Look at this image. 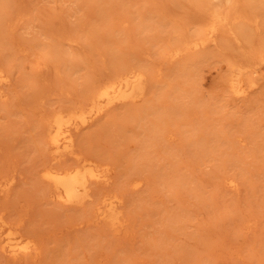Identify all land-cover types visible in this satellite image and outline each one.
Here are the masks:
<instances>
[{
	"label": "rangeland",
	"instance_id": "1",
	"mask_svg": "<svg viewBox=\"0 0 264 264\" xmlns=\"http://www.w3.org/2000/svg\"><path fill=\"white\" fill-rule=\"evenodd\" d=\"M65 1L5 0L4 3L8 6V13L4 12L0 25V67L9 70L7 73L11 78L9 85L3 87L6 97L0 100V104L4 103L0 107V183L11 180V184L10 190L4 193L6 196H1L5 200H0V210L3 209L7 221L17 223L21 233L35 238L40 250L35 259L17 263L0 254V264H213L217 261L216 264H264V80L262 86L244 102L227 97L217 84L225 58L226 61L234 59L238 44L224 37V45L220 43L205 48V51L212 48L205 57V51L200 50L203 56L196 58L195 62L191 55L198 57L199 52L192 50L195 54L192 51L187 53L191 60L186 55L184 60L175 59L180 62L175 63L173 59L168 63L157 54L163 51L170 38L171 41L175 39V23L180 25L179 28L184 27L177 22L181 17L178 15L184 10L180 6H183V0H152L153 4L149 6H141L140 0H86L88 5L85 2L83 5L87 8L80 7L77 0ZM18 7L22 9L21 13H26L22 14L23 18L16 17L14 13ZM140 13L143 15L138 17ZM15 20L19 23H14ZM38 40L51 43L55 52L51 53L53 57L47 54V58H43L45 63L41 73L44 77L40 79L34 74L38 64L33 58L38 52L35 47L40 43ZM221 45L223 48L227 46V50H222ZM232 51L234 55H230ZM55 62L59 69H56ZM133 66L143 67L145 73L151 69L158 74L154 77L155 74L147 72L151 75L148 76L149 83L150 80L152 83L161 81L158 86L154 84L155 88L150 83L153 87L150 90L155 94L151 92L153 100H150L149 91L148 100L153 103L146 102L145 107L140 105L139 108L136 105L117 107L114 113L100 116L97 118L100 121L95 119L75 135L78 155L95 161L98 159L103 166L109 164L106 167L111 169V177L114 176L109 186H94V191L117 192L123 197L125 215L129 212L126 216L130 219L128 225L114 236L112 229L93 221L87 211L89 204L69 209L56 206L48 197L45 184L37 177L41 166L49 163L43 145V120L40 119L45 117V113L58 111L57 108L65 110L72 104H79L97 82ZM165 81L175 82L171 84L176 90L163 88ZM7 94L9 99H6ZM162 99L166 103L161 102ZM170 133L176 134L172 142L166 139ZM237 133L244 134L246 145L239 142L241 134L233 138ZM232 138L237 144L231 142ZM209 148L213 152H207ZM233 149L236 151L232 152ZM72 161L65 160L58 165H71ZM221 175L226 178L234 175L233 178L242 183L238 194L232 195L224 188L225 177L220 180ZM138 177L145 179H142L140 187L142 192L132 190L128 184ZM219 182L222 185L219 186ZM174 193L179 195L174 196ZM173 197H179L180 203L173 202ZM183 205L189 207L187 211L185 208L184 211L179 210ZM162 206L170 213L163 209L167 214L164 213ZM153 212L156 213L152 215ZM130 213L134 214L130 216ZM249 215L256 219L248 220L246 227L243 223L251 218ZM166 221H169V227ZM160 223H163L162 229ZM252 229L255 230L252 232ZM161 230L170 238L168 236L167 239L168 234L162 236L163 231L159 237ZM159 240L166 244L162 245ZM171 242L175 248L170 249ZM159 245L164 248L161 247V252ZM178 249L181 253H176ZM199 250L201 252L198 253ZM68 255L71 256L68 258ZM199 255L204 257L200 260L197 258ZM193 257H196L195 261Z\"/></svg>",
	"mask_w": 264,
	"mask_h": 264
},
{
	"label": "bare ground",
	"instance_id": "2",
	"mask_svg": "<svg viewBox=\"0 0 264 264\" xmlns=\"http://www.w3.org/2000/svg\"><path fill=\"white\" fill-rule=\"evenodd\" d=\"M66 1L64 3H66ZM77 1L80 2L81 6L78 3H77L78 5H76V6H78V7L79 6L80 7L85 6L86 8L88 7L87 6L88 4H87L86 0H77ZM84 2L87 5H83ZM140 2H142V3H140ZM4 3H5V0H0V25L3 22L2 21V19H3L2 17H3L4 12L6 11L8 13V9H7L8 6L7 7L4 6ZM139 3L141 4V6L142 5L143 6H149V5L153 4L152 0H140ZM61 4H62V2H61ZM67 5L70 6V3L68 4V2H67ZM76 6H75V8H76ZM180 6L184 10L182 11V14L178 15L179 17L181 15V17L178 18L177 22H179V24L181 22V24L185 27V28L183 27L185 29V33L182 30L183 28H179L178 26H180V25H177V23H175V29H174V32H173V34L176 35L175 39L173 38V41H171V38H170V42L171 43L169 41H167V45L165 46L163 51L160 54H157V55H159L160 58H162L164 61H167L168 63H169L170 60L173 61V59L175 60L176 58H183V60H184V59L187 58L186 55H188V57H189V54H187L189 51L193 50L195 53H197V52L202 53L203 52L202 50H204L205 48H207V47H209L211 45L214 46V45L220 44V43L223 42L224 37H229V39L233 40V42H236L238 44V49H236L234 51V54L237 52V55H234L233 51L231 53L229 52L230 55L233 54L235 57L232 56V57H234V59L233 60H227V61H226L227 58H225L224 69L222 70L223 72H221V76L219 77V80H218L217 84L219 85L220 90L223 91L224 94L227 97H232L234 100H237V101H240V102L247 101V99L249 98L250 94L253 91L259 89L262 86L261 83L264 80V73H263V70H264L263 69L264 68V0H183V6H182V4H180ZM77 10H80V8H78ZM84 10H85V8H84ZM80 11H82V10H80ZM21 12H22V9L19 8V7H18V9H16L14 11L16 17H22V14H24V13H21ZM24 12H26V11L24 10ZM77 12L78 11H76V13ZM84 12H87V9ZM7 13H6V15H7ZM140 14H138V17L143 15V13H140ZM88 16L90 17V15H88ZM28 17H30V15H28ZM176 20H177V18H176ZM13 22L14 23H19L18 20H15ZM65 24H67V23H65ZM122 24H124V23H122ZM182 25H181V27H182ZM231 40H229V41H231ZM1 41H2V37H1ZM38 41H40V40H38ZM224 43H225V41H224ZM224 43H222V44L224 45ZM50 44L51 43L45 44L41 40L40 43L38 44V46H35L38 52L35 53V56L33 58H35V61L38 64V67L35 68L36 70H35L34 74H35L36 78H38V79H40L42 77V75L44 74V73L43 74L41 73V69H43L44 63H45V60H43V58L44 59H45V57L47 58V54H51V53L54 52V47H53V45H50ZM226 47L224 46V48H226ZM220 48L222 50H224L223 46L220 47ZM228 48L230 49V47H228ZM209 49H212V48H209ZM209 49L207 51H209ZM226 50H227V48H226ZM207 51L204 52L206 54V55L204 54V57L207 56V53H206ZM37 53H39V54L36 55ZM189 53H191V52H189ZM199 53H197L198 57L196 55L194 57L193 55L190 54L191 57L194 58V62L197 59H199L200 57L203 56V53H202V55H200ZM185 56H186V58H185ZM52 57H53V55H52ZM54 58H55V56H54ZM59 58L62 59L61 58V54L59 55ZM59 58H57V61L60 60ZM187 59H190V57L187 58ZM178 61L175 60L174 62L176 63ZM56 62H55V67L56 66L59 67L57 65L58 62L57 63ZM60 63H61V61H60ZM134 66H136V65H134ZM134 66L131 67V68H128V69L127 68L122 69L121 72H119L117 74L112 72V74L114 73L115 75L113 74L112 76H110L111 75L110 74L109 77L108 76H106L107 78L105 77L106 79L104 78V80L102 79L99 82H97L95 85H93L88 90V92L85 94V97L83 98L82 101H80L79 104H76V105L72 104V106L70 105L71 106L70 108L65 109V110L63 108H62L63 110L60 109V108H59L60 109L59 110L57 108L56 110H58V111H53V112L51 111V113H45L44 114L45 117L43 119H40V120H43V122L41 121L42 124H43V130H42V134H43L42 136L44 137L43 145H44V147L46 149V152H47V154L49 156V160H48L49 163L45 162V164H43L44 166L43 165L41 166L42 169L39 172V176H37V174H36V176L38 177L39 181H41V183L43 182L45 184V186H46L45 188L47 189L46 191H47L48 197L52 200V202H54V204L56 206L58 205L60 207L69 208V209L80 208V207H84L86 204H89V208H87L88 210L87 209L86 210L91 215V218H93V221L100 222V223L104 224L105 226L109 227L110 229H112L114 231V234H113L114 236H115L116 232L120 231L121 229H125L126 226L128 225V222H129L130 219L128 217H126V216H127V214L129 212L125 215V207H124L123 197L120 196L119 194H117V192L114 193V192H111V191H102V192H95L94 191V186H101L103 188L109 186L110 183H111V180H112V178L114 176L111 177V172H110L111 169L106 167V166H109V164L107 165V163H106V166H103L104 164L103 165H101L102 163L99 164L98 159H97V161H95V159L93 160V159H89V158H81L80 157L81 154L78 155V152L76 150L78 145L76 144L75 135H76L77 132L81 131L82 129L87 128L90 124H92L93 121H95V119L97 120V118H99L100 116H104V115H106L108 113H110V114L114 113V111H115V109L117 107L120 108L122 106H130V105H134V106L136 105V106H138V108H139L140 105H143V107H145L144 103H146V102L149 103L150 100H153L152 99V97H153L152 93L155 94V91L154 90L151 91L152 90L151 88H153V87L155 88L154 84H156V86H158L157 84H160L161 81L160 80L157 81L154 78V80H156V82L152 83L151 80H150L151 85H153V87H151V85L149 83V79L150 78H148V76L151 77V75H148V73H153V71L151 69L147 70L148 73L146 72L147 73V77H146V75H145L146 73L142 70L143 67L141 69V68H138V67L135 68ZM1 67H0V100H3L6 97V94H5L6 91L4 92L3 87H7V85H9V79L11 77L9 76L10 74L7 73V71L9 72V70H6L4 68L6 70L5 71ZM57 67H56V69H59ZM169 68L170 67H168V69ZM150 70H151V72H150ZM153 74H155V72ZM156 75H158V74L156 73L154 75V77ZM161 79H162V77H161ZM171 83L172 82L168 83V81L167 82L165 81L163 83V88H166L168 91L176 90L175 87L173 86L175 84V82L172 83L173 85ZM175 86L177 87L178 85L176 84ZM263 86H264V84H263ZM182 88L183 87H181V89ZM178 89L180 90V88H178ZM11 91H13V90H11ZM149 91H150V93L152 92L151 96L149 95L150 94ZM182 91H184V90L182 89ZM7 93H8V90H7ZM255 93H257V92H255ZM8 94H7V98L6 99H9ZM10 95H11V93H10ZM149 96H150V98H149ZM148 98L150 100H148ZM150 102L153 103V101H150ZM161 102H165V101H163V99H162ZM249 103H248V105H249ZM3 104H0V107ZM148 106H149V104H148ZM149 107H151V106H149ZM245 107L246 106H244V108ZM2 108L5 109L4 106H2ZM161 108H163V107L161 106ZM112 110H113V112H111ZM189 112H188V114H189ZM93 127H95V125ZM167 130H169V129H167ZM166 131L164 132L163 135L166 134ZM168 132H171V130L168 131ZM237 134L238 135H236V134L234 135L235 136V137H233L234 139L236 138V136L239 137L240 134L242 135V133H240V134L237 133ZM173 135L174 134H171V133L166 135V139L169 142H172L173 141L172 139H173V137L176 134L174 136ZM243 135L241 137L242 139L239 138L240 139L239 140L240 144L241 143L245 144V142L243 141V139L245 137H243ZM161 138H163V136ZM233 138H232L231 142L232 143L235 142L237 144L236 141H233L234 140ZM228 140H230V139H228ZM77 141H78L77 143H79V140H77ZM174 143H175V141H174ZM196 143H198V142H196ZM240 144H239V146H240ZM197 145L199 146V144H197ZM169 146H171V145H169ZM79 148H81V147H79ZM204 148L206 149L207 147H204ZM239 149H241V148H239ZM209 150L210 151H207V152H209V153L213 152L211 150V148H209ZM79 151H81V149ZM179 151H181V149ZM204 151L205 150H203L202 152H204ZM216 151H219V150H216ZM235 151L236 150L233 149L232 152H235ZM214 153H215V151H214ZM83 154H85V153H82V155ZM88 155L89 154H87V157H88ZM94 158H96V157H94ZM206 158H207V154H206ZM65 160H73L72 161L73 163L71 165H67L66 164V166H64L63 165L64 162H63V164H62L63 166L61 165L62 167H60L58 164L62 163V161H65ZM180 165H181V167L184 166V165L182 166V164H180ZM185 165H187V164H185ZM110 166H111V164H110ZM197 166L195 168H198ZM187 167H190V166H187ZM178 168L180 169V167H178ZM112 169H113V167H112ZM223 169L225 170V168H223ZM191 171H193V170H191ZM3 176H5V175H3ZM226 176H222L221 175V179L219 178L220 180H223L222 177H225V179L223 180L224 188L227 189V191L229 193H231L232 195L233 194H238L239 191H240V184H242V183L241 182L239 183L237 178H233L234 175H232V178H230L231 176L226 178ZM10 177H12V176L10 175ZM146 177L147 176H145L143 178H146ZM151 177H153V176H151ZM172 178H174V177H172ZM190 178H192V177H189V179ZM142 179H140L138 177L137 179L131 180V182L129 181L130 183L128 182V184H129V186L131 187L132 190L142 192V190H141L142 188H140L142 186ZM144 180L145 179H143V181ZM156 180H158V179H156ZM161 181L163 182V180H161ZM0 182H2V181L0 180ZM149 182H152V181H149ZM182 183L184 184L183 181H182ZM10 184H11V180H6L5 182L0 183V198H1L0 200H2V198H3L1 196H3L5 192L10 190L9 189ZM200 184L202 185V183H200ZM220 184H221V182H219L218 185L220 186ZM174 185H172V186L176 187ZM243 185H245V184H243ZM243 185H242V187H243ZM129 186L127 187V190L129 189ZM144 186H143V188H144ZM172 186H169V187H172ZM219 186L216 187V188H219ZM145 187L147 188V185ZM224 188H222V189L224 190ZM117 189H118V187H117ZM143 190H145V189H143ZM97 191H100V190L98 189ZM118 191H120V190H118ZM124 191H126V189ZM227 191H224V192H227ZM242 191H244L243 188H242ZM200 193H202V192H200ZM177 195H179V194H175L174 196H177ZM4 196H6V195H4ZM201 197H203V196H201ZM234 197H236V196L234 195ZM173 198H174L173 202L175 201V203H177V204L180 203L179 200H177V199H179V197H177V199L175 197H173ZM198 202L200 204V201H198ZM205 202H206V200H205ZM159 203H161V202H159ZM166 203H168V202H166ZM201 204H202V202H201ZM2 205H3V202H2ZM161 205H163V204H161ZM158 206H159V204H158ZM167 206L168 205H165L166 208H167ZM173 206H175V205H173ZM180 207L181 208H179V210L181 209V211L182 210L184 211L183 208H185V206L183 205V206H180ZM192 207H194V206H192ZM166 208L163 207L162 210L166 209ZM186 208H185V211H187ZM169 209H171V211H172V208H169ZM202 209H204V207ZM155 210H157V208ZM2 211H3V209L0 210V254L5 256L8 260H10V261H12L14 263L15 262L16 263L17 262H21V261H28L29 259L30 260L31 259H35L38 256V252L40 250L37 242L35 241V238L33 239L32 237L28 236L27 234L25 235V234L21 233V231L17 227L18 225H16L17 223L15 222L16 224H14V223H12L10 221H7L5 219L6 217L4 218V215H3ZM152 211H154V210H152ZM166 212H169V210L166 209ZM166 212L164 211V213H166ZM173 212H174V210H173ZM155 213L153 212L152 215L155 214ZM161 213H163V212H161ZM133 214L134 213H132V215ZM132 215L130 213V216H132ZM168 215H170V214H168ZM177 215H179V214H177ZM165 216H167V215H165ZM165 216H164V219H167V218H165ZM134 217H132L131 219H133ZM157 217H159V216L157 215ZM157 217H156V219H157ZM175 217H176V215H175ZM190 217H192V215ZM249 217H251V218H248L246 221H244L245 223H243V224H246V222L248 220L254 218L251 215H249ZM169 218H170V221H172L171 220L172 216L169 217ZM182 218H177V219L180 220ZM164 219H162V222H163ZM254 219H256V218H254ZM19 220L21 221V219H19ZM90 221L92 222L91 219H90ZM153 221H154V219H153ZM153 221H152V223H154ZM176 221L177 220H174V222H176ZM181 221H183V220H181ZM147 222H148V220H147ZM168 222L165 223V224H166V226L169 227V225H167ZM217 222H218V220H217ZM130 223H131V221H130ZM145 223H146V221H144V224ZM150 223H151V220H150L149 224ZM190 223L191 222H189V224ZM149 224L147 223V225H149ZM157 224H156V226H157ZM161 224L163 225V223H160V228L162 229ZM180 224H181V222H180ZM172 225H173V222H172ZM247 225H249V224H246V227H248ZM256 225H257V222H256ZM173 226H175V225H173ZM128 227H130V226H128ZM143 227H145V225H143ZM175 227H174V229H176ZM178 227H180V226H178ZM249 227L251 228L253 226H249ZM130 228H129V230H131ZM99 229H102V228H99ZM163 230H166V229H163ZM163 230H161V234L159 233V235H160L159 237H161ZM205 230H207V229H205ZM245 230H247V229H245ZM253 230H255V229H252V232H253ZM122 231L124 232V230H122ZM177 231H178V229H177ZM200 231H201V229H200ZM201 232H203V229H202ZM249 232H251V229H250ZM249 232H248V234L254 235V233L252 234V233H249ZM132 233H134V232H132ZM155 233L158 234V231L156 230ZM203 233H205V232H203ZM165 234L166 233L164 232V235H162V236H166L168 233L166 235ZM211 234H209V235H211ZM146 235H148V234L146 233ZM213 235L216 236V234H213ZM245 235H247V234H245ZM153 236H154V234L152 235V237ZM168 236H169V234L166 236L167 239H168ZM177 236H179V235H177ZM198 236H200V235H198ZM169 238H170V236H169ZM172 238H175V237H171V239ZM195 238H197V237H195ZM206 238L208 239L209 236H207ZM216 238H217V236H216ZM123 239L125 240V238H123ZM167 239H165V240H167ZM212 239L214 240V238H212ZM208 240H210V239H208ZM159 241L161 243V240H159ZM201 241H202V239H201ZM153 242H155V241H153ZM162 242H164V241H162ZM170 245H171L170 246L171 248L169 247L170 249L175 248V247H172L173 246L172 242H171ZM159 247H158V249H161L162 246L159 245ZM166 247L168 248V246H166ZM176 247H178V246H176ZM41 248H43V247L41 246ZM185 248H186V246L182 250H184ZM179 249L181 250V247ZM173 250H175V249H173ZM178 250H176L177 251L176 253L180 252V250L179 251ZM161 251H162V249L160 250V252ZM193 252H194L195 255H197L201 251L200 250L197 251L198 253L196 251H193ZM176 253H175V255H176ZM213 253L211 255L215 254V253L214 254ZM167 254H168V257H170V253H167ZM200 254H202V253H200ZM186 255H188V254H186ZM70 256L68 255V258ZM101 256H102V254H101ZM174 256H172L173 259H174ZM190 256L192 257V254ZM199 256L200 257H197L199 259L201 257H204V255H199ZM205 257H206V255H205ZM195 258H194L193 261L196 260ZM70 259H72V257ZM120 260H121V258H120ZM188 260L190 261V259H188ZM100 261H102V260H100ZM127 261H129V260H127ZM198 261L199 260H197L196 263H199ZM170 262H172V261H170ZM216 263H218V261ZM216 263H213V264H216ZM68 264H70V263H68ZM93 264H94V262H93ZM165 264H167V263H165Z\"/></svg>",
	"mask_w": 264,
	"mask_h": 264
}]
</instances>
